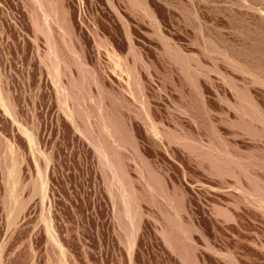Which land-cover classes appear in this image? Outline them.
<instances>
[{
    "label": "rangeland",
    "instance_id": "374dc122",
    "mask_svg": "<svg viewBox=\"0 0 264 264\" xmlns=\"http://www.w3.org/2000/svg\"><path fill=\"white\" fill-rule=\"evenodd\" d=\"M0 264H264V0H0Z\"/></svg>",
    "mask_w": 264,
    "mask_h": 264
}]
</instances>
